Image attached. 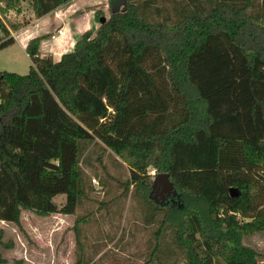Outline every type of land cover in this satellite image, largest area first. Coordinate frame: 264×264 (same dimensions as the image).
I'll use <instances>...</instances> for the list:
<instances>
[{
    "label": "trees",
    "instance_id": "1",
    "mask_svg": "<svg viewBox=\"0 0 264 264\" xmlns=\"http://www.w3.org/2000/svg\"><path fill=\"white\" fill-rule=\"evenodd\" d=\"M23 1L0 0L2 14ZM108 6L59 61L35 38L28 75L0 71V221L23 230L24 211L76 214L82 157L99 141L129 166L125 194L147 196L150 168L174 183L175 203L145 197L163 214L154 254L170 229L187 264H260L243 240L264 232V0H189L175 15L157 0ZM2 14L0 50L15 42Z\"/></svg>",
    "mask_w": 264,
    "mask_h": 264
},
{
    "label": "rangeland",
    "instance_id": "2",
    "mask_svg": "<svg viewBox=\"0 0 264 264\" xmlns=\"http://www.w3.org/2000/svg\"><path fill=\"white\" fill-rule=\"evenodd\" d=\"M102 1L104 4L98 5L101 7L97 15H92L98 25V29L89 30L94 36L102 25L101 18L110 16L108 0ZM157 1L175 15L178 7L189 0ZM24 3L21 11H30L32 0ZM2 16L10 28L17 22L13 19L14 11ZM53 27L55 30L59 27L56 35L63 30L61 26ZM62 27L66 33L71 29L75 31L69 22ZM10 32L13 37L15 30ZM41 56L58 59L51 53L42 52ZM32 65V60L16 41L0 50V71L25 76ZM96 142L90 144V150L82 157L86 198L80 201L76 214L41 217L24 211L23 230L13 223H0V254L6 264H187L186 253L177 246L170 229L164 230L160 249L154 254L163 214L152 218L155 206L145 198L151 189L145 196L131 185L125 194V184L131 178L129 166L102 143ZM155 174L157 171L150 168L152 184ZM54 201L64 206L66 196L58 195ZM243 243L257 251L259 263L264 264V232L245 237Z\"/></svg>",
    "mask_w": 264,
    "mask_h": 264
},
{
    "label": "crops",
    "instance_id": "3",
    "mask_svg": "<svg viewBox=\"0 0 264 264\" xmlns=\"http://www.w3.org/2000/svg\"><path fill=\"white\" fill-rule=\"evenodd\" d=\"M27 1L28 0H24V4H26ZM102 3L104 4L102 0H73L65 5V7L62 6L42 18H37L33 9H30V11L24 9L21 12L14 11L13 19L17 21L14 23L17 25V29H12V27L10 28L8 25L7 26L11 31L15 30V34L13 35H15L16 38L14 40L18 42L25 51L31 40L44 36L40 44L41 53H51L58 58L56 61H59L64 54L74 50L76 42L84 32L92 28H95V30L98 29L96 19H94L92 15H97L100 9L99 7H101L98 5ZM68 22L74 25L75 31L71 29L66 33L62 26L64 23ZM53 26H61L64 30V34L58 37L57 40L55 39L57 43L54 42L49 35L55 34L56 30L59 28L55 30ZM0 223L7 222L1 221Z\"/></svg>",
    "mask_w": 264,
    "mask_h": 264
},
{
    "label": "water",
    "instance_id": "4",
    "mask_svg": "<svg viewBox=\"0 0 264 264\" xmlns=\"http://www.w3.org/2000/svg\"><path fill=\"white\" fill-rule=\"evenodd\" d=\"M107 19L105 17H102L100 22L101 24L106 23ZM163 185L164 189L160 193V197L162 199V202L165 203L168 198H179V194L177 190L175 189L174 183L171 182L170 180V175L169 174H155V178L151 187V193L149 195V198L154 201L156 204H160V198L159 192H157V195L154 196V193L157 189L160 188V186ZM238 190L236 189H231V194L232 196H237L238 195Z\"/></svg>",
    "mask_w": 264,
    "mask_h": 264
},
{
    "label": "flooded vegetation",
    "instance_id": "5",
    "mask_svg": "<svg viewBox=\"0 0 264 264\" xmlns=\"http://www.w3.org/2000/svg\"><path fill=\"white\" fill-rule=\"evenodd\" d=\"M163 189H164V186L161 185L160 188L157 189V190L155 191V193H154V196H156V195H157V192H159V195H157V196H159V198H160V204L166 205V204H170V203H175V202L177 201L178 198H175V199H173V201H172V198L170 197V198H168V199L166 200L165 203L162 202V199H161V197H160V193H161V191H162Z\"/></svg>",
    "mask_w": 264,
    "mask_h": 264
},
{
    "label": "built area",
    "instance_id": "6",
    "mask_svg": "<svg viewBox=\"0 0 264 264\" xmlns=\"http://www.w3.org/2000/svg\"><path fill=\"white\" fill-rule=\"evenodd\" d=\"M0 6H2L1 3H0ZM0 14H1V12H0ZM62 34H64L63 30H59V31L57 32V35L54 34V35H51L50 37H51L52 40H54V39H56L58 36H61ZM11 36H12V34H11ZM12 38L15 39V38H16L15 35H14Z\"/></svg>",
    "mask_w": 264,
    "mask_h": 264
}]
</instances>
